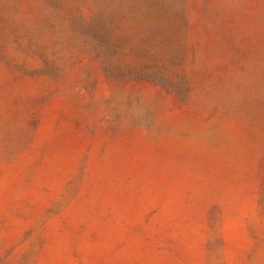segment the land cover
<instances>
[{"label":"rangeland","instance_id":"374dc122","mask_svg":"<svg viewBox=\"0 0 264 264\" xmlns=\"http://www.w3.org/2000/svg\"><path fill=\"white\" fill-rule=\"evenodd\" d=\"M0 264H264V0H0Z\"/></svg>","mask_w":264,"mask_h":264}]
</instances>
